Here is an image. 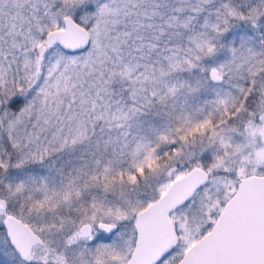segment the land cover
Wrapping results in <instances>:
<instances>
[{"label":"snow or ice","instance_id":"obj_1","mask_svg":"<svg viewBox=\"0 0 264 264\" xmlns=\"http://www.w3.org/2000/svg\"><path fill=\"white\" fill-rule=\"evenodd\" d=\"M0 264H264V0H0Z\"/></svg>","mask_w":264,"mask_h":264}]
</instances>
